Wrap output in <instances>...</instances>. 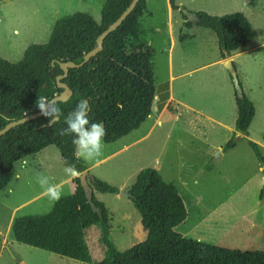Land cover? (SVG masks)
<instances>
[{
  "label": "trees",
  "instance_id": "16d2710c",
  "mask_svg": "<svg viewBox=\"0 0 264 264\" xmlns=\"http://www.w3.org/2000/svg\"><path fill=\"white\" fill-rule=\"evenodd\" d=\"M131 0H105L101 20L85 12L58 18L45 43L26 47L22 58L10 62L0 57V129L11 120L38 111L59 94L56 77L62 74L60 62L79 63L96 45L98 35L112 23ZM171 8H179L170 0ZM146 0H140L124 21L105 37L103 49L83 66L69 68L66 83L72 94L57 101L50 110L11 128L0 137V192L15 174V163L48 146L56 147L63 162L77 173L86 169L78 159L81 133L100 125L101 139L112 142L137 128L149 115L156 95L152 66L154 49L145 40L142 18ZM181 13L185 25L209 28L216 36L222 57L243 49L255 36L253 26L240 12L212 15L205 11ZM234 87L237 106L235 129L245 135L254 115V105ZM161 100L168 98V84L161 85ZM88 109V112H85ZM57 117L53 124L49 121ZM236 143L233 138L225 149ZM257 160L264 158L256 143L248 141ZM75 192L60 196L52 208L39 215L15 217L10 225L12 238L21 244L60 256L90 262L85 228L99 226L103 259L98 264H264V250H240L184 238L175 227L187 217L181 196L163 180L160 173L147 168L137 185L123 190L140 215L147 242L120 251L110 238L109 215L96 201L93 190L119 193L117 186L94 175L73 179ZM262 197V191L260 193Z\"/></svg>",
  "mask_w": 264,
  "mask_h": 264
},
{
  "label": "rangeland",
  "instance_id": "374dc122",
  "mask_svg": "<svg viewBox=\"0 0 264 264\" xmlns=\"http://www.w3.org/2000/svg\"><path fill=\"white\" fill-rule=\"evenodd\" d=\"M104 2L105 0H0V57L10 62L19 61L28 45L47 42L55 20L61 16L74 12H85L91 15L94 20L100 22ZM178 2H181V5L189 11H205L212 15L240 12L247 17L255 31L252 45H259L264 42V0H174L176 5H179ZM149 4L154 10L153 18L161 23L165 15L163 2L149 0ZM173 15L177 23L175 26L177 37L191 35L183 38L185 42H183V39L178 40L173 51L174 74L185 73L173 82L175 95L183 97L189 103H193L205 114L218 117L225 111V114L228 115L230 110L226 109L225 106L224 97L227 95V91L223 83V73L227 69L224 66V70L221 66L213 63L218 55L215 34L210 29L193 23L191 26H186L184 24L186 19L179 9H176ZM146 18L148 16H145L144 23L147 20ZM187 19L192 20L194 18L192 16L187 17ZM152 66L156 86L160 83L161 78L167 76L168 66L165 54L157 53L153 57ZM234 67L244 93L250 96L252 94L257 99L259 110L252 126V133H257L260 138L264 134V43L256 47L255 51H249L241 56L234 63ZM250 88L253 89V92L249 91ZM160 90L159 85V97ZM187 118L186 115L182 118L185 119L182 121L187 122L184 127L194 129L180 134H177L175 130H171L167 148L179 155L171 156L169 160L171 169L175 170L177 158L180 157L183 162L184 176L187 175L188 178L193 180L195 177H199L194 176L195 167L197 165L198 167L201 166L204 159L203 152L206 153V151H203L204 147L201 140L208 144L217 142L222 144L227 136V131L216 127L212 121L204 116L196 115L193 117L196 126L187 121ZM101 136L102 128L100 125L81 133L77 143V150L80 153L78 159L89 167V174L117 186L116 182L123 176V172L117 170L119 158L114 157L95 164L110 150L108 146L110 144L102 141ZM175 139L179 141H175ZM148 157L150 156H141V166L149 167L147 165ZM210 158V156L207 157L211 166ZM26 159L30 164L34 163L36 159L35 165L29 168V173L25 177L22 176L18 181H14L13 178L8 184L12 188L9 192L8 186L0 192V238L5 243L0 255V264H98L101 262L103 259V245L100 240L101 231L96 224H92L86 229L85 238L91 254L90 262L60 256L18 243L12 238L10 225L15 217L44 214L52 208V205L60 196L73 193L72 183H62L44 196L19 206V208L15 207L42 190L63 181L68 176L71 168L63 162L59 150L53 146H49L46 150L40 152L38 157L33 154L27 156ZM163 162L162 159V164ZM17 163L15 169L19 165ZM246 165L250 167L252 164L247 163ZM40 166L42 169L34 168ZM245 169L244 167V173ZM192 176L194 177L192 178ZM239 183L238 181L234 182V180L226 181L219 176H216L210 183L200 181L196 189L199 197H194L195 204L201 211L211 204L216 205L220 202L217 208L222 210L219 213L222 217L221 223L219 228L215 231L212 229L211 233L216 234L219 232L222 234L230 229L225 236H227L226 241L232 243L229 244L231 247L226 246L227 248L264 250V236H262L264 202L260 204L255 212L249 213L253 203L258 200L257 195H253L249 191L252 184H249V187L243 190L247 191L243 200H239L236 196L230 199L224 198V195L228 194L229 196L233 192V185ZM215 190L219 192L218 197L211 196V193ZM93 191L96 201L109 213V222L112 226L110 238L115 246L120 251H125L134 246L144 245L148 240L147 232L143 228L139 213L133 204L126 201L124 196L118 199L115 194L109 192ZM189 211L192 213L191 209ZM250 222L254 224L249 228L248 224ZM7 242L14 253L6 248ZM234 245H238V247H233ZM14 254L23 259L24 262L18 263Z\"/></svg>",
  "mask_w": 264,
  "mask_h": 264
},
{
  "label": "crops",
  "instance_id": "0c3cea01",
  "mask_svg": "<svg viewBox=\"0 0 264 264\" xmlns=\"http://www.w3.org/2000/svg\"><path fill=\"white\" fill-rule=\"evenodd\" d=\"M160 1L164 4L163 10L165 13L161 22L162 24L153 18L154 10L150 6V4L148 5L149 0H147V9L142 18V25L145 33V40L148 45H150L154 49V56L157 53L165 54L166 56L168 66L167 76L161 78V80H159L160 83L156 84V99L154 97L151 111L146 117V119L137 128L133 129L128 134L116 139L115 141L105 142L110 144L108 145L110 147V150L105 156H103V158L96 161L95 164H98L101 161L104 162L114 157L119 158L117 163V170L122 171L123 176L121 179H119L118 182H116L118 184L117 187L119 188L120 192L115 193V196L118 199H121L124 196L126 198V201H130V199L127 195L123 194L122 191L135 187L140 177L147 168L152 167L156 169L162 176L163 180L167 182L175 190V192H177L181 196L185 204V208L187 210V217L185 218V220L178 224L174 229L177 230L178 233H180L184 238L187 239H194L197 241L214 244L221 247H231L229 244L232 242L226 241L227 236H225L229 233L230 229L226 230L222 234L219 232H217L216 234L211 233V230L213 229L215 231L216 229H218L221 223L222 217L219 213L222 212V210H219L217 208L220 205V202L216 205L211 204L210 206L205 207L203 210L199 211L198 207L195 204L194 197H199V194L196 192V189L200 181H206L207 183H210L216 176H219L220 178H223L224 180L229 182L231 180H234V182H240L238 185H233V192L229 196L228 194L224 195L225 199H230L231 197L236 196V198H238L239 200H243V197L245 196L244 194L247 192L243 190L249 187V184H252V186H250L249 188V191H251L253 195H257L258 200L257 202L253 203V206L251 207L249 213L255 212V210L260 207V204L264 202V164H261L257 160L252 148L248 143V141L256 143L264 158V134L259 138L257 133H252V126L256 118V113L259 110L257 106V99H255L252 94L251 96L247 94L249 99L252 101L255 110L253 118L248 128V134L245 135L235 129V122L237 118V106L234 96V85L227 71L223 73V83L227 91V95H225L224 97L225 106L226 109L230 110L228 115L225 114V111H223L222 114H220V116L218 117L213 116L211 114H205L200 108L195 106L193 103H189L184 100L183 97L175 95L173 82L185 73H178L176 75L174 74L173 51L176 47L178 40L183 39L184 37H189L191 35L187 34V36L184 35L183 37H177L175 32V26L177 25V23L174 20L173 15V12L175 10L171 8L170 0ZM178 3V9L181 10V8L184 6L181 5V2ZM188 11L189 10H187V12ZM145 16H148L149 20L148 18H146L147 20H145L144 23ZM146 26L148 28L147 31ZM183 42H185L184 39ZM252 42L253 40L250 41L240 51L222 57L217 41L218 55L217 59L213 63L218 66H221L225 70L224 64L227 60H231L234 64L236 63V60H238L241 56L247 54V52L249 51H255L256 47L264 43L262 42L259 45L253 46ZM165 83L168 84V98L165 101H162L161 97H159L158 87L159 85L161 87V85ZM249 91L253 92V89L250 88ZM185 115L188 117L187 121H190L193 126H196L195 119H193V117L198 115L206 117L208 120L212 121L216 127L222 128L227 131V136L225 137V140L222 142V144H220V142L208 144L207 142H204V140H201L204 147L203 151H206V153L204 154L203 152L204 159L201 166L198 167L197 165L195 167L194 176L199 177H195L193 180L188 178L187 175L184 176L182 170L183 162L180 160V157L177 158L178 161L175 166V170L171 169L169 164L171 156L173 157L174 155H179L178 153L172 150L169 151V149L167 148L168 139H170L171 135V130H175L177 134H180L181 132L187 133L189 132V130L194 129L184 127L187 122L185 123V121H182L185 120L182 118ZM169 123L170 125L168 126ZM234 137L236 139L235 145L230 149H225L227 143L230 142ZM176 140L179 141L178 139H175V141ZM46 148L42 149L38 153H35V156L38 157L40 152L46 150ZM147 155L150 156L148 157L149 160L147 164L149 165V167L141 166V156ZM206 155L207 157H211V166L209 165V160L207 159ZM76 156L80 158V153L78 152V150ZM26 158L27 157L21 159V161L19 160L20 162L17 161L19 165L15 169V174L13 177L14 181H18V179H20L22 176L25 177L26 174L30 171L29 168L35 165L36 159L34 163L30 164V162L27 161ZM161 158L164 161L163 164ZM247 163L252 165L248 167L246 165ZM85 166L86 169L81 173H77L73 168L69 167L70 172L63 181L54 184L48 189L42 190L38 194L28 198L27 200L23 201L15 207L19 208V206H22L36 198L44 196L51 189L56 188L62 183H72L73 192H75L77 186L73 182V179L77 176H80L79 174H89L90 172L89 167L86 164ZM244 167L246 168L245 173ZM34 168L42 169L41 166ZM194 176H192V178ZM10 190H12L11 185L8 186V192ZM261 191L262 197H260ZM211 196L218 197V190L213 191L211 193ZM189 209L192 210V213H190ZM253 224L254 223L250 222L248 224L249 228L252 227ZM86 229L87 228H85V236ZM262 236H264V227ZM6 245V248H8L11 253H14L11 247L8 246V242L6 243ZM4 246L5 243L3 239L0 238V255L2 253V250L4 249ZM233 247H238V245H234ZM15 259L18 263L24 262V260L19 258L17 255H15Z\"/></svg>",
  "mask_w": 264,
  "mask_h": 264
},
{
  "label": "water",
  "instance_id": "95a60500",
  "mask_svg": "<svg viewBox=\"0 0 264 264\" xmlns=\"http://www.w3.org/2000/svg\"><path fill=\"white\" fill-rule=\"evenodd\" d=\"M139 1L140 0H131L130 1V3L122 11V13L98 35V37L96 38V45L91 50H89L87 53L84 54L82 61H80L79 63H76V62L71 61V60L60 62L59 65H60V68L62 70V74L57 75L56 81H57V86L62 88V91L59 94L53 96L51 99L44 102L38 111L31 112V113L26 114V115H24L18 119H14V120H11L8 123H6V125L0 129V137L3 134H5L7 131H9L11 128L15 127L16 125L24 123V122L29 121V120H33V119L47 113L55 102L68 100L72 94V90L70 89V87L66 83H64L60 80L67 76L69 68L81 67L86 62H88L91 57H93L97 53H99L103 49V41H104L105 37H107L110 32L115 30L124 21V19L132 12V10L134 9V7L137 5V3ZM185 12L187 13V10H185ZM188 17L190 18V17H192V15L188 14ZM224 66L227 69V71L231 77V80H232L234 87L239 91V95L242 96L240 86H239V79H238L234 64L232 63L231 60H227L224 64ZM85 112H88V109ZM56 119H57V117H55L54 119L49 121L48 124L49 125L53 124V122ZM263 171H264V168H263ZM79 177L81 178L82 183H84L85 174L82 173Z\"/></svg>",
  "mask_w": 264,
  "mask_h": 264
}]
</instances>
